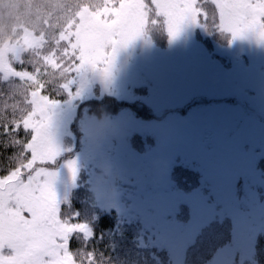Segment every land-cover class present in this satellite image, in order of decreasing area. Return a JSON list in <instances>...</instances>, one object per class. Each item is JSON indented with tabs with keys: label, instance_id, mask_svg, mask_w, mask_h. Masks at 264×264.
<instances>
[{
	"label": "rangeland",
	"instance_id": "rangeland-1",
	"mask_svg": "<svg viewBox=\"0 0 264 264\" xmlns=\"http://www.w3.org/2000/svg\"><path fill=\"white\" fill-rule=\"evenodd\" d=\"M145 3L151 7L150 0ZM150 19L163 21L155 16L154 8ZM151 30L148 25L144 35L117 50L111 73L148 89V102L160 118L154 124H126L120 130L129 128L144 137L154 133L153 142L145 144L142 154L121 151L115 156L116 163H110L98 132L92 130L74 160L85 165L92 161L106 171L91 175L89 190L100 206L119 216L141 219L148 226V215L156 212L153 218L160 231L158 241L174 248L179 264H205V255H210L212 249L200 247L205 246L203 241L216 225H228L234 234L231 246L225 247L214 263L228 264L237 254L245 262L252 257L251 231L264 225V42L245 36V52L221 61L215 55L222 56V51L228 50L183 45L178 35L170 40L167 34H163L165 40L160 47L150 42ZM153 31L160 37L165 30L158 31L154 26ZM187 31H191V25ZM137 50L133 58L128 56V51L133 54ZM103 82L107 80L96 73H86L80 81L79 94L92 97L97 83ZM222 95L243 101L247 115L228 105L183 109L186 101L200 97L216 100ZM175 109H180L179 113L174 114ZM73 114L72 101L57 103L52 114L50 131L58 155L71 151L67 128ZM240 120L244 122L242 127ZM195 163L206 170L202 192H210L203 204L188 191L176 195L168 186L177 179H171L173 171L187 170ZM140 172L148 185L131 180ZM71 175L67 165L56 171L54 188L58 200ZM136 185L140 194L135 193ZM171 186L175 192L178 185ZM240 202L249 211H243ZM167 214L171 216L170 225L164 228L161 220Z\"/></svg>",
	"mask_w": 264,
	"mask_h": 264
},
{
	"label": "snow or ice",
	"instance_id": "snow-or-ice-1",
	"mask_svg": "<svg viewBox=\"0 0 264 264\" xmlns=\"http://www.w3.org/2000/svg\"><path fill=\"white\" fill-rule=\"evenodd\" d=\"M212 3L216 30L264 42V0ZM153 8L170 40L186 25L207 27L198 21L207 13L197 0H151V7L145 0H63L56 25L0 43V81L8 82L0 94V148L16 149L0 158L9 161L0 173V264H82L81 253L70 251V237L86 226L67 219L54 188L56 172L49 170L58 155L50 131L57 101L45 88L59 79L67 91L89 72L107 80L117 50L157 23L150 19ZM67 167L74 175L72 161Z\"/></svg>",
	"mask_w": 264,
	"mask_h": 264
},
{
	"label": "trees",
	"instance_id": "trees-1",
	"mask_svg": "<svg viewBox=\"0 0 264 264\" xmlns=\"http://www.w3.org/2000/svg\"><path fill=\"white\" fill-rule=\"evenodd\" d=\"M62 3L63 0H0V43L15 41L26 30L39 31L45 29L46 26L48 28L53 27L59 22L58 18ZM197 4L202 6L207 13V17L199 16L198 21L200 24H206L207 27L199 24L191 25V31L189 32L187 29H189L190 25L184 26L177 34L178 36H176L177 38L179 37L182 44H191V47L196 45L203 50H206V48L209 50L222 48L228 50L222 51V53L228 54V58H237L239 53L245 52V37L232 38L230 34L218 33V30L215 29L213 25L215 7L212 1L197 0ZM24 15H33L35 22L25 23ZM216 22L218 23V20ZM149 26L152 27L149 33L150 42L159 44L160 47L163 46L162 40H165L163 34H166L164 33L163 21L159 23L157 21L155 25L149 24ZM154 26L158 27V31H164L163 33L161 32L160 37L159 33L153 31ZM37 34L39 33L37 32ZM248 40L250 39L248 38ZM138 43L139 41L137 40ZM45 47L47 48L49 45ZM137 53L138 50L133 54L128 51V56L133 58ZM215 57L221 61L227 60L222 56L215 55ZM14 66L17 69L24 67L31 71V67L27 64L23 66L16 64ZM82 80L83 77L74 78L70 89L67 91L60 88L59 85L63 81L59 79L45 88L46 94L52 100L57 101V103L72 101L74 104V114L67 128L72 143L71 151L58 155L55 161L49 165V170L56 172L60 167L62 168L69 161H72L75 168V174L71 175L68 185L63 188L62 196L58 200L60 207L67 213V219L70 222L86 226V232H75L71 235L70 251L81 253L82 264H89V254L92 256L91 264H177V262L179 264L174 248L158 241L157 237L160 231L155 222L157 220L153 218L156 216L155 211L154 216L148 215V219H146L148 224L151 223V226H148L141 219L138 221L136 217L119 216L116 211L100 206L97 202L98 198L94 197L95 194L89 190L92 181L91 175L95 174L96 176V173H106V171L103 166L101 169L96 167L92 161L90 164L85 165L84 162L79 163L74 160L76 153L82 151L85 147V142L88 140L92 130L98 132L100 144L108 152L106 159L110 163H116L115 160L118 157L115 156L121 151L127 152L129 150L132 155L142 154L144 151L141 150L147 142L149 144L153 142L155 134L148 133V136L144 137L138 131L129 128L120 130V128L126 124H154L160 118L156 116L154 108L148 102V89L134 84L133 81L122 80L118 74L111 73L107 83H97L94 88L95 95L90 97L79 94V84ZM16 82L19 83L18 80ZM7 90L8 82L0 81V94ZM16 99L20 100V106L24 107L22 103L23 97H17ZM9 102L11 103V101ZM215 105H228L238 110H243L246 115L248 113V108L243 101L224 95L216 100H207L200 97L192 99L190 102L186 101L183 104V109L186 111ZM179 110L175 109L172 112L177 114ZM240 125L241 127L244 125L241 120ZM118 132L119 135H117ZM26 135L24 134V136ZM24 136L21 138L23 139ZM15 150L13 148H0V158L6 157L7 154ZM8 164L9 161L0 159V173L3 172L4 168L8 167ZM205 176L206 170L197 165V163L191 164L187 170L173 171L171 179H177L171 184H177L178 187L173 192L171 191L172 186L169 184V191L178 195L184 193L183 190H186L203 204L205 197L210 192H202L205 189ZM134 177L131 178L134 183L148 185L147 179L144 178L142 172ZM105 182H108V180ZM136 186L135 193L140 194V187ZM151 186L150 184L149 188ZM153 186H155L154 183ZM240 205L243 211H249L244 207V203L240 202ZM170 219L171 216L167 214L161 220L164 228L169 227ZM227 227L228 225L222 228L216 225L209 233L207 240L203 241L205 246L200 247V249L207 248L209 250L208 246H211L212 249L210 255H205V264H216L214 263L216 256L225 247L231 246L234 231ZM251 232L254 233L251 240L252 257L243 262L239 254H237V257L233 256V259L228 264H264V225L257 231ZM200 249L198 250L200 251ZM200 253L203 254V251L201 250Z\"/></svg>",
	"mask_w": 264,
	"mask_h": 264
},
{
	"label": "clouds",
	"instance_id": "clouds-1",
	"mask_svg": "<svg viewBox=\"0 0 264 264\" xmlns=\"http://www.w3.org/2000/svg\"><path fill=\"white\" fill-rule=\"evenodd\" d=\"M23 19H24V22L28 24L35 22V17L33 15H24Z\"/></svg>",
	"mask_w": 264,
	"mask_h": 264
},
{
	"label": "water",
	"instance_id": "water-1",
	"mask_svg": "<svg viewBox=\"0 0 264 264\" xmlns=\"http://www.w3.org/2000/svg\"><path fill=\"white\" fill-rule=\"evenodd\" d=\"M224 55L226 56V55H227V53H224Z\"/></svg>",
	"mask_w": 264,
	"mask_h": 264
}]
</instances>
